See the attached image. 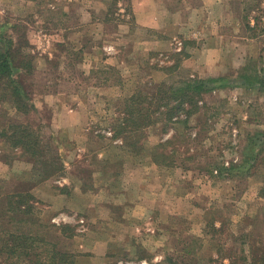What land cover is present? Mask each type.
Segmentation results:
<instances>
[{"label": "rangeland", "instance_id": "obj_1", "mask_svg": "<svg viewBox=\"0 0 264 264\" xmlns=\"http://www.w3.org/2000/svg\"><path fill=\"white\" fill-rule=\"evenodd\" d=\"M50 1L0 0V53L4 41L12 40L27 57L26 64L31 58L32 73L25 84L37 108L28 115L18 114L0 88V132L11 123L26 125L47 146L44 158L59 160L51 139L58 138L61 159L77 162L71 169L63 165L64 171L46 179L47 187L40 191L50 193L55 182L66 177L78 193L71 195L64 187L62 193L71 195L70 209L48 208L50 197L45 201L43 195L30 193L41 177L28 156L0 138V238L11 231L37 236L42 257L55 247L72 255L75 264H264V88L260 90L258 83L264 81L263 1L232 2L230 12L217 22L205 14L186 15L189 31H201V38L192 33L174 39L170 51H154L155 55L133 64L131 75L138 81L131 89L140 95L138 104L144 109L157 96V85L219 80L202 96L194 114L187 117L185 107L171 123L152 112L156 107L152 100L155 104L145 111L157 122L136 133L122 125L126 99L115 96L105 103L91 97L79 106L77 129L47 128L50 107L44 110L41 97L57 91L72 96L82 77L80 57L68 51L60 28L75 25V9L82 4L98 19L107 16L103 25L107 32L120 21L115 3L74 0L66 17L64 1L54 10L48 7ZM166 1L174 10L180 5L178 0ZM200 9L198 0L185 1V12ZM213 31L228 36L232 46L238 44L225 58L222 73L214 75L206 64L183 65V56L191 55L204 34ZM45 34L61 45L62 63L47 59L51 49ZM140 34L144 41L154 37ZM239 45L245 49L242 57L236 51ZM92 75L96 83L106 79L117 85L120 80L116 67L102 66ZM243 75L248 86L242 83ZM54 118L59 124L64 120ZM13 193L33 197L28 215L7 213L5 200Z\"/></svg>", "mask_w": 264, "mask_h": 264}, {"label": "crops", "instance_id": "obj_2", "mask_svg": "<svg viewBox=\"0 0 264 264\" xmlns=\"http://www.w3.org/2000/svg\"><path fill=\"white\" fill-rule=\"evenodd\" d=\"M63 1L62 13L64 16L68 17L72 10L71 6L74 0ZM126 1L128 6L124 3L125 0H97V3L100 5L115 3L117 6L116 15L120 17V21L115 23V29L111 33L103 29L104 23H107L108 20L107 16L98 19L93 10L88 8L85 4L78 5L75 9L77 12V22L73 27L66 24L60 28L61 31H64V40L66 46H68V51L80 55L82 77L78 80L76 93L72 96L67 95V93L63 91H57L45 93V95L41 97L43 100L40 104L45 108L42 109L46 111V109L48 110L50 107L49 117L51 123L48 125V129L56 130L58 128L67 132L81 127V109L79 106L84 105L91 97L99 101L102 100L104 103L112 96L121 97L123 99L131 97L134 94L131 87L133 88L138 81L131 75V69L134 63L155 55L154 51H157V53L160 51L164 53L170 51L172 47L171 41L174 39L178 38L181 40L184 39L186 35H191L192 33L194 37H196L197 34L200 38L203 36L201 31V33H196V30L193 32L189 31V26L186 24V15L199 18L201 14H205L208 19H215L217 22L223 17L224 13L228 14V11L230 12L229 9L232 2L241 0H198L201 3L202 9L200 10L202 11H191L188 13L185 12L184 6L185 1L190 0H178L180 5L175 10L171 9V6L166 0ZM89 2H91V0ZM123 3L125 6H123ZM262 3H264V1ZM58 5H61L60 0H51L48 3V7L52 10L56 9ZM128 18L130 19L129 21ZM250 25L253 24L251 23ZM142 31L147 35L154 34V37L152 36L144 41L140 38V33ZM45 36L48 37V40H45L46 45L51 49L47 53V59L62 63L64 56L60 47L61 45L57 43L51 35H43V37ZM204 37L203 40H200L201 44L195 49H192V52H189L191 54L188 55L189 57L183 56L186 60L183 62V65L189 64L190 66L194 65L195 68H199L202 67L203 64H206L205 67L210 68V71L214 73V75H218V73H222L221 67L226 61L225 58L235 51L234 46H238V44L235 43L232 46V43L228 42V36L225 37L214 31L205 33ZM177 50L178 53L179 51L181 53L180 48ZM244 50V47L239 45L236 51H239L242 57L245 54ZM102 66H108L111 69L116 67L119 71L120 78L117 85L109 84L106 79H103L100 83H96L98 79L92 74ZM161 70L165 73L163 69ZM127 87L130 89H127ZM66 105H68V107H66ZM39 109L42 110L41 107ZM34 110L37 111L35 106ZM54 116L64 118V120L59 124L58 121H55ZM51 139L55 147H57L56 150L62 164V172L64 171L63 165L66 166V169H71V166H74V162H77V160H72L73 163H68L65 162L64 159H61L59 155L61 152V143L59 144L58 138L56 137H52ZM76 151L79 152L81 149H76ZM101 155L102 154H100V157ZM77 156L80 157L82 155L79 154ZM28 161L31 162L30 159H28ZM78 163H80L79 160ZM29 175H31V173H29ZM39 184L41 186L36 185L31 192H28L36 196H38V193L43 195L45 201L50 197L52 201L50 205H48V208L61 210L65 206V209L68 210L70 209L69 204L67 205L68 199H70L71 195L78 193L77 188L74 185L71 186L70 180L66 177L56 181L55 185L57 186H54V190H51L50 193H43L45 190L40 191L47 187V180L41 183L39 182ZM64 187H68L67 189L71 195H66V192L64 194L62 193ZM38 198L41 199L40 196Z\"/></svg>", "mask_w": 264, "mask_h": 264}, {"label": "trees", "instance_id": "obj_3", "mask_svg": "<svg viewBox=\"0 0 264 264\" xmlns=\"http://www.w3.org/2000/svg\"><path fill=\"white\" fill-rule=\"evenodd\" d=\"M4 43L5 50L0 53V88H3L1 93L11 99V103L18 114L28 115L30 111L34 110L31 90L25 84L26 76L32 73V66L30 67L32 64L30 62L31 58L28 60L29 63L26 64L27 57L22 56V50L16 48L12 40H6ZM74 55L77 56L79 54ZM262 79H260V82L258 81L260 90L264 88V81H261ZM242 80L243 84L249 85L248 78L244 75L242 76ZM218 82V79H187L178 85H157L155 86L157 96L150 98L156 101V107L152 112L158 113L157 118L163 114L164 119L168 123H171V120L187 107L186 116L189 117L198 109L197 104L202 96L212 91L213 86ZM138 98L141 100L140 95L137 93H134L129 98H125L124 113L122 119L120 118L121 121L123 120L122 125L131 126L133 128L131 132L134 133H136L135 130H140L157 122L156 119L154 120L151 112H146L153 107L154 101L148 100L147 108L144 109L138 104ZM116 129H113L115 133L114 137H117ZM0 138L11 149L20 150L28 156L34 166V170H37L38 175L41 177L40 182L50 178L60 170L62 171V164L57 156L53 159L44 158L47 153L45 149L47 146L41 140L40 135L32 128L19 123H11L0 132ZM32 200L33 197L29 196V194L21 195V193H13L5 200L7 213L18 216L28 215L31 212L30 203ZM4 233L0 238V258H5L2 264H12L11 261L13 260L17 261V264H75V259L72 255L63 254L55 250V247H52V250L49 252L46 251L44 259L38 253L41 240L37 239V236L27 233L23 234L20 231ZM33 244H36V246L34 247Z\"/></svg>", "mask_w": 264, "mask_h": 264}]
</instances>
